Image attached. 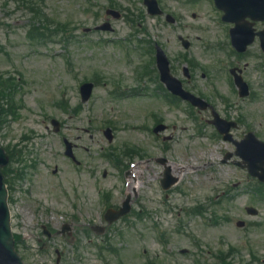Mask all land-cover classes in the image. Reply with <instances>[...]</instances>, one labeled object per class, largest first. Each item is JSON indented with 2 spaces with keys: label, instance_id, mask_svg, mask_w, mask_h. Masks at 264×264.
Segmentation results:
<instances>
[{
  "label": "rangeland",
  "instance_id": "1",
  "mask_svg": "<svg viewBox=\"0 0 264 264\" xmlns=\"http://www.w3.org/2000/svg\"><path fill=\"white\" fill-rule=\"evenodd\" d=\"M16 1L0 0V145L15 153L10 165L17 171L11 193L13 232L35 235L18 248L23 262L56 264L58 248L63 256L58 264H146L150 260L156 264H264V201L251 196L254 181L235 165L240 160L233 155L234 147L207 123L208 113L192 110L177 98L173 105L165 103L162 96L167 90L158 80L137 81L138 59L144 56L135 38L143 32L144 40L163 47L172 74L185 89L195 85L217 110L230 111L246 127L234 133L236 139L249 129L264 140L261 72L254 61L242 64L253 94L238 100L218 66L220 60L227 61L226 48H217L226 43L225 26L214 24L216 14L209 5L158 0L161 9L177 20L168 25L163 18L149 19L142 0H122L128 7L112 0L125 12L114 28L116 35L130 38L131 56L136 58L131 59L136 61L132 65L123 60L122 47L105 45L104 32L84 33L105 20V0H43L47 17L40 30L56 33L43 41L38 35L26 36L31 15L18 8ZM136 22L141 25L131 37L127 28L133 32ZM178 34L191 40L188 51L177 42ZM194 61L188 84L182 67ZM8 77L20 78L15 96L14 84L5 80ZM83 81L95 84L86 103H81L76 89ZM115 87L122 93H112ZM135 89L145 94L135 97ZM67 104L69 110L64 112ZM75 105L77 111L70 112ZM52 119L61 124L57 132ZM107 123L114 130L110 144L102 134ZM157 124L168 128L155 135L152 129ZM65 136L73 145H81L75 151L80 167L64 158L61 139ZM166 136L171 141H163ZM226 154L231 156L224 161ZM159 157L167 159L179 179L167 191L159 184L163 167L153 161ZM128 172L131 176H126ZM128 182L131 193L136 187L131 213L102 235L86 232L91 225L105 227L102 195L109 192L107 203L116 205ZM233 184H239L234 200L220 204L219 196H229ZM28 186L30 199L24 194ZM245 206L255 207L257 215L246 216ZM29 218L35 224H28ZM64 219L74 223L72 237L55 234L45 243L37 241L43 238L41 223L51 222L47 225L59 230ZM239 219L249 225L236 228ZM108 236L116 251L106 249Z\"/></svg>",
  "mask_w": 264,
  "mask_h": 264
},
{
  "label": "water",
  "instance_id": "2",
  "mask_svg": "<svg viewBox=\"0 0 264 264\" xmlns=\"http://www.w3.org/2000/svg\"><path fill=\"white\" fill-rule=\"evenodd\" d=\"M264 147V146H263ZM241 151V150H240ZM242 153V158L249 164L261 163L264 160V151L250 154L248 151ZM259 158V159H258ZM262 159V160H260ZM6 163V158L0 150V165ZM253 167V166H251ZM0 264H21L13 251V239L9 229V216L6 207V191L0 174Z\"/></svg>",
  "mask_w": 264,
  "mask_h": 264
}]
</instances>
